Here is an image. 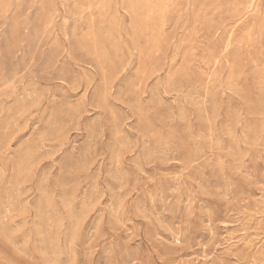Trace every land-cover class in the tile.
<instances>
[{
  "label": "rangeland",
  "instance_id": "obj_1",
  "mask_svg": "<svg viewBox=\"0 0 264 264\" xmlns=\"http://www.w3.org/2000/svg\"><path fill=\"white\" fill-rule=\"evenodd\" d=\"M0 264H264V0H0Z\"/></svg>",
  "mask_w": 264,
  "mask_h": 264
}]
</instances>
